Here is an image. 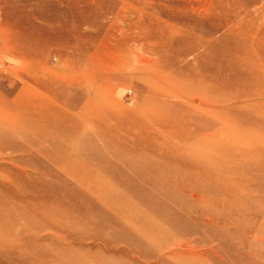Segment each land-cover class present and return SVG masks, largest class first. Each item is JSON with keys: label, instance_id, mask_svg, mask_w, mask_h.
<instances>
[{"label": "bare ground", "instance_id": "1", "mask_svg": "<svg viewBox=\"0 0 264 264\" xmlns=\"http://www.w3.org/2000/svg\"><path fill=\"white\" fill-rule=\"evenodd\" d=\"M233 3L234 0H219L206 10L226 15ZM21 12L20 17L10 16L5 26L0 25L8 46L29 72L16 93L15 87L1 88L0 80V257L3 260L0 264H67L58 256L71 260L82 256L84 251L74 253L72 245H62L44 233L54 231L60 237L76 241L74 237L79 235L72 233V227L79 224L92 227L93 215L98 225H125V238L133 242L129 248L133 255L139 254V244L145 241L152 245L153 253L149 255L164 259L162 251L182 245L183 237L189 233L181 226L184 215L212 229L201 215L193 217L196 211L193 202L199 201L201 195L188 191L184 176L198 171L207 177L214 167L202 170L199 160L193 158L191 163L183 156L185 153L195 156V148L209 143L212 137L217 146L239 137L245 140L246 145L233 153H243L252 159L248 170L257 172L254 180L263 186L252 190V194H264V36L256 28L259 23L264 24V17L257 19L255 8L247 11L248 19L236 20L231 31L210 42L211 31L197 34L195 29L185 30L174 23L169 34L164 26H156V31L154 27L148 29L149 33H157V49L162 50L156 53L159 63L165 61L156 65L137 57L131 61L126 55L129 49L121 39L103 34L102 29L91 23L89 26L96 30L93 33L82 30L79 23L73 26L70 14ZM263 12L261 8L257 15ZM210 23L215 29V22ZM83 38L92 40L90 50L83 45ZM191 41V47L175 46L176 42ZM54 45L68 47L71 53L67 63L59 59L55 69L43 61ZM205 45L206 52L196 58L206 66L204 69L197 66L196 70L186 55ZM179 58L187 62L182 64ZM166 62L170 72L161 78L158 74L163 72ZM80 63L84 74L74 69ZM125 73L148 75L145 79L150 77L152 81H148L146 91L153 85L157 92L181 99L191 108L176 105L178 112L172 117L167 113L163 117L153 116L148 108H143L149 117L148 129L154 127L144 130L146 123L132 121L129 111H117L95 102L94 97L87 98L91 84L110 81ZM165 108L162 104V110ZM202 115L207 121L221 123L223 128L203 134L204 123L194 129L185 125L186 118L190 124L199 125L196 121ZM86 122L92 123L87 131ZM123 124L135 129L137 137L133 139L132 152L121 144L117 132ZM159 125L167 127L165 132L158 129ZM95 136L110 140L97 141ZM111 160L116 164L125 161L129 168L121 174L123 169L118 170ZM4 163L12 167L7 164L3 167ZM112 177L119 181V186ZM131 177L135 184L129 181ZM93 197L99 201L98 205L91 203ZM255 215L264 217V205ZM220 235L213 234L219 239ZM95 237L106 243L113 241L101 234ZM46 240L53 244L47 246ZM104 249L115 251L110 247ZM167 251L171 254L170 248ZM72 264L82 263L75 259Z\"/></svg>", "mask_w": 264, "mask_h": 264}, {"label": "rangeland", "instance_id": "2", "mask_svg": "<svg viewBox=\"0 0 264 264\" xmlns=\"http://www.w3.org/2000/svg\"><path fill=\"white\" fill-rule=\"evenodd\" d=\"M218 1L219 0H0V25L3 23L4 25L2 26H5V21L8 20L10 16L14 17L16 15V18H18L23 9L21 14H25L29 12V10L30 12H36V10L43 11L48 15H55L57 11L70 14L71 18H69V20L70 24L73 26H77L79 23L78 26H80L82 30L93 33L96 30L93 29L92 26H89L90 24L88 23H91L94 27L102 29L103 34L115 35V40L121 39L127 46V50L129 49L126 55L131 61L137 57L156 65L165 61L159 63L156 53L162 50L159 48V50L157 49V33H149L147 31L148 29H153V27L155 29L156 26H164L167 34H169L170 27L172 26L171 24L174 23L173 25L181 26L185 30L195 29L198 31L197 34H200L202 31H211L212 36H210V38L208 37V42H210L211 40L221 38V36L228 33L229 30L231 31V28L235 26L236 20L248 19L249 17L246 13L250 9L255 8L256 13L254 12V15H256L257 19H260L259 17H264V12L263 14L257 15L258 11L264 8V0H234V3L230 7L231 10L226 15L222 13L215 14L213 13L214 11L210 12L206 10L209 5ZM235 4H239V6L237 7ZM16 8L19 10H16ZM77 14L78 17L76 16ZM30 19L35 20L32 16H30ZM72 19H74V21ZM211 21L215 22V29L212 28ZM259 24L256 28L257 30L259 29V35L264 36V24ZM2 31L3 30H0V80L3 82L1 88L9 89L15 87L16 93L18 89L22 88V79H26L29 72L22 66L23 61L20 60L15 52L11 50L12 48L8 46L5 34ZM195 35L196 34H194V36ZM195 38L197 39V37ZM83 39L85 42L83 45L88 46L90 50L92 40L88 38ZM193 41L189 44H180V42H176L175 46L179 49H182L183 46L185 48L187 45L191 47ZM93 45L95 47L96 44L93 43ZM54 46L55 47H52L50 53L46 54L43 61L55 69L58 65V60L60 59L63 63H67L71 53L68 47L62 49L57 45ZM206 50L207 45L192 51L190 55H186V59L189 60L188 62L190 65L193 64L196 70L197 66H200V69H204L206 66L200 58H196L198 54H202L206 52ZM153 51L154 53H152ZM92 52H94V50H92ZM84 56L86 58V55ZM180 58L179 60H181L180 62L182 64L187 62L185 59ZM86 60L87 59L83 61V65H85ZM138 62H140V59ZM82 64L74 66L78 74L85 73ZM182 64L179 63L178 65ZM163 68V72L158 74L161 78H163L165 74L169 75L170 68L168 62H166ZM173 68L177 69L175 67ZM144 76L148 75L137 73L136 76H131L129 73H125L110 81L99 82L97 85L91 84L86 92L87 98L90 99L94 97L93 100H95V102H101L103 105H107V107H111L117 111L124 109L129 111L133 118L132 121H140L143 125L146 123V127L144 125V130H151L154 127L148 129V114L145 115L143 108H148L153 116L159 117H163L165 115H163V113H167L168 117L174 116L179 108L174 107L176 105L182 106L183 109L191 108L190 105L181 99L177 100L162 94V92H157V87L153 85L150 90L148 89V91H146L148 88V81L151 82L152 78L150 79V77H148L145 79ZM84 100L87 102L88 99ZM162 104L166 107L164 110H162ZM141 112L143 115L139 116L138 114ZM134 113L136 114L134 115ZM182 113L183 112L179 113L177 116H180ZM187 119L188 118L184 119L187 121L184 123L192 129L200 127L202 126L201 124L204 123L206 131L204 130L202 132L203 134H209L213 129L223 128L221 123L219 124L211 119L207 121L204 115L197 118L198 120L196 122L199 124L197 126L190 124V122H188L190 119ZM130 126L132 125L123 124L117 128V132L121 137V144L127 148V151L132 152V147L134 145L133 139L137 136L134 132V127H132V129ZM141 127L140 125V129H142ZM90 128H92V123L86 122V131L90 130ZM131 129L134 133H132ZM158 129H160L161 132H165L167 127L165 125H159ZM224 135H226V133L222 135V138ZM106 138L107 137L98 138V136H95L97 141L108 142L110 138ZM231 140V142L226 141L224 146H217L215 144V139L212 137L209 143L199 145L195 148L197 151L196 155L199 154L198 157L187 153L183 155L191 163H194L191 160L193 158L199 160L203 166L202 170L214 167L209 170L210 175L207 177L204 176V172L201 173L198 171L194 172L191 176L189 174L184 176V179L187 181L186 185L188 191H192V193L197 192L201 195L199 201L193 202L194 209H196L192 214L193 217L201 215L203 222L209 223V227H212V229L206 228V226L200 223L196 224L189 216L184 215L185 224L183 223L181 226L186 231H189V233L183 237L184 243L177 247L169 246L167 248H170L172 255L174 254L177 256H169L171 254L168 253L167 249L163 250L161 253L164 254V259L155 254L149 255L153 253L152 245L145 241L139 244V254L136 253L133 255L129 252L130 244L133 242L125 238L127 234L124 229L125 225H123V227H116L115 224L112 225L110 223L98 225L95 223V215L92 216V227L83 226L81 224L72 227V233L74 235H79L74 237L76 241L71 240L69 237H60L54 231H49V233L46 232L44 235L54 237L62 245H72L74 253H76L77 250L78 253L84 251L82 256H76L75 258L82 264H85V262L92 264L89 259L92 261L95 260V263L105 262L108 264H264V217L257 218L255 215L256 210L262 209L264 205V194L261 193L256 196L252 194V190L263 188V186L262 184L260 185L257 180H254L253 176H256L257 172L253 173L248 170L252 159L243 153L239 155L233 153L246 145L245 140L241 137ZM154 159L158 161L157 157ZM111 162H113L112 165L118 167V170L123 169L122 172H119L121 174L125 173L129 168L125 161H123L125 163L121 162L119 164H116L114 160H111ZM4 164H2L3 167H7L6 164L12 167L10 163ZM122 165L125 166L123 167ZM258 174L261 173L258 172ZM109 176L112 175L109 174ZM114 178L112 177L113 182H115L116 186H119V181H115ZM129 181L135 184L132 177ZM91 203L98 205L99 201L93 197ZM218 233L221 234L220 239L213 236V234ZM99 234L106 238L111 237L113 241L106 243V241L96 238L95 236H99ZM108 234L109 236H107ZM210 236L213 237L210 238ZM51 244H53L51 240H46L47 246ZM83 246H85V248ZM104 247H110L115 251L107 252ZM115 253L117 254L116 256ZM124 253L129 256L118 255ZM59 257L67 264H72L73 261H75V259L69 260L67 257L63 258L62 255H59L58 259ZM237 258L240 259L238 262L236 261ZM0 260V263H3L2 257H0Z\"/></svg>", "mask_w": 264, "mask_h": 264}]
</instances>
